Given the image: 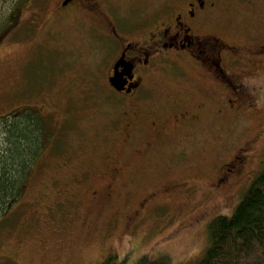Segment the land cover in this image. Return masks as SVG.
Listing matches in <instances>:
<instances>
[{"label":"rangeland","instance_id":"1","mask_svg":"<svg viewBox=\"0 0 264 264\" xmlns=\"http://www.w3.org/2000/svg\"><path fill=\"white\" fill-rule=\"evenodd\" d=\"M18 1L0 0V28L8 30L0 40V117L29 109L42 113L48 130L53 131L52 125L58 126L55 119L66 112L75 117L69 128L75 131V139H70L77 147L81 141L83 148L59 157V153L43 155L40 163L45 164L27 179L17 204L0 214H4L0 264H101L108 258V264H197L208 244L207 223L217 215L233 213L264 160V57L260 58V78L248 81L257 109L246 120L228 111L218 114V107L210 102L207 114L217 116L198 128L193 145L184 143L183 157L171 163L160 153L145 164L114 142L113 131L105 132L112 128L108 116L128 110L125 100L111 96L106 87L113 51L98 40V33L88 25L91 19H65L57 26L52 20L59 0L30 1L28 7L18 4L19 15L9 29L8 16ZM137 6L128 2L119 11L124 14ZM180 71L177 66H165L153 71L146 82L156 83L159 92L163 84L165 91L176 90L174 81ZM190 76L198 80L195 73ZM1 129L0 125V148ZM257 129L263 133L247 152L248 176L233 179L232 186L212 189L210 184L226 167L224 163L238 154ZM100 131L108 136L100 147H93ZM177 145L184 150L182 144L173 143L164 150L174 151ZM101 151L127 164L117 179L69 177L93 164L94 171L99 169L103 158L96 155ZM135 162L147 173L144 177L126 175L136 173ZM170 186L175 187L163 191Z\"/></svg>","mask_w":264,"mask_h":264},{"label":"flooded vegetation","instance_id":"2","mask_svg":"<svg viewBox=\"0 0 264 264\" xmlns=\"http://www.w3.org/2000/svg\"><path fill=\"white\" fill-rule=\"evenodd\" d=\"M64 2L59 0L52 22L59 26L65 19H91L88 25L98 33V40H103L106 49L113 51L106 87L111 96L125 100L124 107L128 111L121 109L108 116L112 128L105 132L113 131L114 142L123 144L128 149L125 153L137 156L143 163L149 164L150 158L160 153L171 163L183 157L184 143L193 145L191 139L199 136L198 128L208 126L216 118L217 114L212 117L207 114L211 104L218 107V114L228 111L229 115L242 120L257 109L256 94L248 81L260 78V58L264 57V0ZM128 2L138 6L121 13L120 5ZM170 65L181 70L174 81L178 83L176 90L165 91L163 84L159 92L154 87L156 83L146 82L153 71ZM190 73H195L198 80H192ZM114 75L119 77L121 90L110 84ZM51 112L57 115L54 109ZM68 116L63 112L55 119L58 127L65 124L71 127L75 117ZM262 130L253 132L239 147L238 154L224 163L226 167L210 184L212 189L232 186L233 179L248 176L245 171L250 162L247 152L261 140ZM105 132L97 134L93 147L102 145L108 136ZM172 143L182 144L184 150L178 149L179 145L174 151L172 148L164 150ZM96 156L103 158L99 169L94 171L96 165L93 164L85 172L69 173V177L77 180L97 176L115 180L127 167L122 158H115L108 151ZM134 169L136 173L129 171L126 175L134 178L136 174L141 178L147 174L137 162ZM106 189L110 194V187ZM92 194L96 195V191ZM147 199L142 200L141 205Z\"/></svg>","mask_w":264,"mask_h":264},{"label":"trees","instance_id":"3","mask_svg":"<svg viewBox=\"0 0 264 264\" xmlns=\"http://www.w3.org/2000/svg\"><path fill=\"white\" fill-rule=\"evenodd\" d=\"M30 1L41 2H15L8 16L9 29L15 26L19 15L18 4L24 3L28 7ZM7 33V28L1 27L0 40ZM0 125V214H5L17 204L30 175H35L34 170L45 164L40 163L43 155L59 153L56 155L59 157L74 154L81 149V141L78 147L74 145L75 131L70 130L71 127L53 124V131H49L42 113L39 115L25 108L0 117ZM206 233L208 244L197 264H264V160L233 213L212 218L207 223ZM109 261L110 258L101 264H108Z\"/></svg>","mask_w":264,"mask_h":264},{"label":"water","instance_id":"4","mask_svg":"<svg viewBox=\"0 0 264 264\" xmlns=\"http://www.w3.org/2000/svg\"><path fill=\"white\" fill-rule=\"evenodd\" d=\"M67 0H65V2H66ZM65 2L63 3V4H65ZM110 84L114 87V88H116L117 90H121V88H122V84H121V82L119 81V77L118 76H116V75H114L113 77H111L110 78Z\"/></svg>","mask_w":264,"mask_h":264}]
</instances>
